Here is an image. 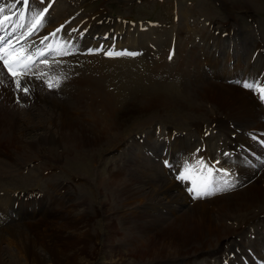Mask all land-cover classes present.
<instances>
[{"label": "rangeland", "instance_id": "obj_1", "mask_svg": "<svg viewBox=\"0 0 264 264\" xmlns=\"http://www.w3.org/2000/svg\"><path fill=\"white\" fill-rule=\"evenodd\" d=\"M54 1L49 10L52 11L50 20L56 18L58 21L53 22L57 24L49 25L50 21L46 17L48 24H45L44 19L40 30H45L41 34H50L51 30L53 33L58 27L68 28L67 33L62 31L63 36L59 39L63 42L68 40L66 43H69L74 33L87 26L93 15L101 12L107 21L102 28L108 23L115 25L107 20L110 18L114 22L123 21L125 26L132 27L131 30L139 28L142 33H146L137 37L143 46L140 50L134 47L133 41L132 49H135L127 48L145 52V60L138 52L128 61H110L100 55H96V58L102 61L87 55L85 58L75 56L60 61L48 60V56H45L43 60L53 64L56 62L54 65L50 62L51 66H48L54 69L42 73L38 67L37 71L34 69L32 72V80H26L24 78L28 75L24 76L21 84L29 89L27 94L17 90L12 82L14 86L8 91L9 101L7 104L0 101L3 106L1 111L6 115L4 120H0V264H45L46 258L50 261L48 264H122L125 261L166 264L173 258L178 259L176 264H187L185 255L193 252L197 239L187 244L172 236V231L176 234L172 224L178 222V216L182 215L177 212L179 204L173 200L177 192L170 194V188L181 170L177 172V168H171L174 155L169 138L185 134L182 133L185 127L195 133L197 120L182 97L186 94L185 78L175 77L177 80H173L175 78L170 77L167 71L170 72L175 65L162 55L166 50L168 54L170 41L180 52L181 43L189 42L187 47L194 42L198 44L201 34L208 27L213 31L222 23H226L232 33L240 34L233 39H248L250 47L263 44L264 0H236L233 3L228 0H56L60 8L66 6L62 10L53 8L56 6ZM232 4L249 11V18L242 11H230ZM55 11L63 13L55 16ZM116 27L119 28L118 25ZM192 27L197 30L190 32ZM54 34L60 36L59 31H54ZM134 35L131 33V36ZM129 41L127 39L125 45L128 46ZM220 41L225 45L230 39L213 36L212 43ZM56 43L58 45L60 41ZM149 45L151 51L147 48ZM226 48L229 49L228 44ZM53 53L57 58V52ZM61 61L64 62L61 64ZM65 65L88 68L86 76L92 86L77 76L80 69L79 72L76 70V74L73 68L69 69ZM145 66H149L150 73ZM95 72H100L102 78L92 76ZM36 74L43 75L37 79ZM160 76L171 80L163 78V82ZM51 77H58L60 82L50 89L45 80ZM0 80L3 81L0 87H3L6 79L2 77ZM103 100L111 102L108 111ZM91 112L97 118L86 116ZM64 114H68L69 118ZM116 117L119 119L115 120ZM64 119L77 121L74 122L76 127L80 126L79 131L82 127L88 130V137L94 132H100L104 137H100V142L89 137L93 145H88L85 140L80 143L75 140L77 144L68 141V131L61 135ZM101 121L108 125L101 124ZM172 125L175 130H180L175 133L169 131ZM5 127L10 132L5 131ZM77 145L84 146V149L75 148ZM132 155L135 156L130 157ZM161 160L169 167L163 168L165 165L161 164ZM154 166L158 167L160 173L155 172ZM143 168L150 172L149 176L141 175ZM143 177L147 185L142 181ZM122 181L127 184L124 188L138 191L142 196L121 202ZM110 183L115 186H110ZM136 187L143 190L139 191ZM168 189L169 195H172L170 198ZM166 197L168 200H165ZM81 202L85 203L81 204L84 208H78V212L70 211L71 207ZM204 202L195 203L203 205ZM193 206L188 205L184 210H193ZM221 208L222 215L227 214V207ZM81 210L85 213L82 214ZM105 211L109 214L104 215ZM211 215L216 217L214 211L207 213L208 217ZM78 216H83L82 219L89 223L82 230L84 235L72 229L76 218H80ZM195 217L198 219L202 214ZM133 221L139 222L142 234L134 232L131 227ZM227 227L231 229V225ZM212 240L213 237L209 243H213ZM204 261L205 257L199 256L189 263L204 264Z\"/></svg>", "mask_w": 264, "mask_h": 264}, {"label": "bare ground", "instance_id": "obj_2", "mask_svg": "<svg viewBox=\"0 0 264 264\" xmlns=\"http://www.w3.org/2000/svg\"><path fill=\"white\" fill-rule=\"evenodd\" d=\"M53 1L29 0L28 9L24 10L23 5L17 2V0H0V5L6 6L5 15H8L10 13L17 14L11 21L7 22L5 26L0 27V37L3 38L2 40H0V46H4L7 42H11L17 48H25L27 50V54L34 57V67H32V72L38 67L42 70V73L47 72L49 69H54V67L48 68V66H51V61H48L47 65L42 63V61H44L43 59H45V56H48V60L57 59L59 61L65 59L69 60L75 58V56H79L81 58L93 56L95 59L102 61V59L96 58V55H100L102 56V58L110 61L123 59L128 61L130 60V57L134 55L108 56L105 53L111 51L114 53H135L136 55L138 51H131L130 49H127H132V41L133 43L135 42V48H138L140 50L143 47L142 43L138 40L137 37L141 36L140 34L146 33H142L139 28L131 30L132 27L125 26L124 23H122L123 21L121 22V20H115L114 22L110 18L107 20L111 23H114L115 25L108 23L105 28H102L103 25L107 23V21L104 14H102L101 12L98 15H93V18L90 20V22L87 21L89 22L87 26L82 27L78 33H74L72 38L69 37V43H66L68 40L66 42H63L64 40L59 39L61 36H63L62 31H64L65 33L68 32V28L58 27L59 24L57 26L58 29L61 28L59 30V37L52 35L54 31L58 32L55 28L53 33L51 30L50 34L46 31V33L41 34L43 32L42 30H45H40L41 23L44 21V19L45 24H48L49 21V25L55 26L57 24L55 23L56 21H58L55 20L56 18L54 19L55 22H53L54 20L52 19V21L50 20L52 11L49 10L52 6ZM57 1H54L56 6L54 5L53 8H56L55 10H57V7L58 9L60 8L58 5L59 2ZM228 1H232L233 3V1L236 0ZM12 4H15L14 8L9 7ZM64 7L66 8V6L64 5L63 7L61 6L60 9L62 10L64 9ZM44 8H48L46 16L44 15L41 23L34 30L33 34L27 36L26 39H20L21 35L26 32L27 27L32 21L34 15L42 11ZM22 10L24 11L25 19L23 21H20L18 13ZM229 10L233 13L242 11L244 12L245 16L249 18L250 12L244 10V8L236 7L232 4L230 5ZM60 12L58 11L54 13L55 16H61L63 12ZM46 17H48V22H46ZM68 17L69 15L67 16V18ZM18 23H23L24 27H15V25ZM99 23L102 25H100ZM117 25L119 27L118 29L116 27ZM227 27L228 25L226 23H222L218 29H214L213 31L212 28L208 27L209 29L206 30L205 33L201 34V39L199 40L200 43L194 44L196 43L194 42L192 43V45H190V47H187L189 42L185 41L184 44L181 43L179 45V47H181L180 52L179 48L176 49V47H174L173 43H170V41L168 43V47L166 46L167 49L170 47L168 54L166 50L165 54L162 55L163 57L166 56L169 62L172 60L171 63L173 62L172 64L175 65L172 68L171 66L173 65L170 64L171 70L170 72L167 71L169 73V76H173L174 78H185L186 86L184 88V92L186 94L182 97L189 105L188 110L194 113L196 117L195 120H197L195 121L197 122V124L195 123L197 126V129L195 127V133L193 132L194 130L190 132L187 129L188 127H185L186 129H182L183 132L181 131L185 134H179V137L169 138L171 139V143H169L171 144L170 149L172 154L174 155V159L172 161L173 165L171 168L173 170H176L177 168L178 172L179 170L182 171L186 164L196 165L198 160H203L205 164L214 166V168L217 170L213 174L214 187H226L224 185L225 180H227L228 184L232 186L230 188H227V190L217 192L213 195L204 196V198H193V194H190L188 191V189L192 187L191 180H178L177 178L174 179L175 184L171 186L172 188L170 189L172 191L170 194H175V192H177L173 200H175V202L179 204L177 212L180 213L182 217L177 214L179 215V221L172 224L173 228L176 229V234L174 231H172V236H174L176 240L179 239L183 243L186 242L187 244H190V242H193L197 239V246L192 249L193 252L185 255L186 260H188L187 264H190L189 262L191 260H193L194 258L196 259L199 256L205 257L204 264H264V100L260 99L257 92L242 87V83L244 81L255 82L264 85V43L256 44L257 47H250L251 44H248V39H242L241 41H239L237 38L233 39L232 37H239L240 34H235L234 32L232 33L231 30H228ZM194 30H197V28L194 29L192 27V30H190V32ZM190 32L188 33L191 34ZM131 33L132 35H134L135 33L134 37L131 36ZM213 36H226L228 39H230L229 43H225V45H229V49H224L225 45L222 41L212 43ZM46 37L47 39H45ZM127 39L130 40L128 43L129 47L127 46V44L125 45V41H127ZM41 41H43V43H41ZM57 41H60L58 45H56ZM154 45L158 46V44ZM197 45H199V47ZM147 48L150 51L152 50V48H150V45ZM60 50L67 52L66 55L68 56L59 55L58 51ZM39 51H43L45 55L38 56L37 53ZM225 51H227L226 54L224 53ZM53 52H57V58H55L56 54L54 55ZM155 52L157 53L158 51L156 50ZM138 53L142 54V58L144 61L145 52ZM223 53L225 55H222ZM222 56L224 58L219 59V57L221 58ZM149 59H151V57H149ZM149 59H146V61ZM243 61H245L246 63H243ZM63 62L61 61V64ZM65 66L67 68L69 67V69L73 68V72H79L81 70L79 74L78 72L76 73L78 74L77 76L81 77L83 79V82L87 83L88 85L91 84L89 78L86 76L89 71L88 68L84 69L82 68V66L74 67L75 65ZM145 67L150 73L149 66ZM57 68L60 69L59 67ZM57 68L55 69L58 70ZM167 68H169V65H167ZM32 72L28 75V77H25L24 79L32 80V77L34 75V72ZM3 74H5L6 77ZM100 74V72H95L92 76H95L96 79H100L102 78ZM165 74L167 73L165 72ZM2 77L6 79V81H4L5 85L3 87H0V101L7 104V102L9 101L8 91L10 90V88L12 89L11 86H14L15 84L13 85L12 77L7 73L2 62H0V78ZM161 78L163 81L164 76H162ZM176 78L173 80H177ZM94 92L97 91L94 90ZM157 97H159V95ZM104 101L105 100H103V102ZM191 102H193L194 104L192 105ZM107 103L105 106L106 110L108 111L111 108V102L108 104ZM2 108L3 106L0 105V120H4V117L6 116L4 115V112L1 111ZM64 115L69 118L68 114ZM86 116L90 117L91 119L92 117H95L97 115H95L94 112H91ZM99 116L100 118H102L101 114ZM118 119L119 118L116 117L115 120ZM67 120H63V130L61 131V135H64L65 131H68L69 134L67 136L69 137V139H66L68 141L76 140L79 142L81 140H85L86 142L88 141V145H91L92 143H90L89 137L90 139L96 141L98 139L99 142L101 140L100 137L102 135L104 137V134L100 132L96 134H94V132L91 136L88 137L89 131L84 129L83 127L81 128L82 130L79 131L80 126L76 127V124L74 123L77 121L73 122ZM103 123L104 125L107 124L105 123V121H101V124ZM190 124L193 123L190 122ZM172 126L173 127L169 131H174L173 133H175L179 128L175 130V126ZM4 130L10 132L8 131V127H5ZM79 136L81 138H78ZM212 138L213 140L211 141ZM83 147H78L77 145L75 148L83 150ZM133 156L135 155H132L130 157ZM217 161L219 163H217ZM161 162V164L163 165L165 161L163 162V160H161ZM174 162H177L178 165ZM164 165L165 166L163 168L165 169L169 167V164ZM150 170L154 174V171L152 169ZM154 170L155 172L160 173L158 167L154 166ZM225 171L228 173L227 176L223 174V172ZM141 173V175L144 176L150 175V172L146 168H143ZM196 174L198 175L199 173ZM173 178L174 177L172 176L171 179L173 180ZM144 179L145 177L142 178V181H144ZM144 183L146 184L145 181ZM109 185L115 186V184L112 183H110ZM125 185L127 184H124V181H122L121 202H123V200H133L134 198L136 199L142 196L138 191L124 188ZM136 189H138L139 191L143 190H141L140 187H136ZM170 189H168V195ZM171 196L172 195H169L168 198H170ZM168 198L165 200H168ZM160 200L161 199H159V201ZM247 200L249 201L247 202ZM197 201L207 202H204L203 205H201L200 203H195ZM81 204L83 205L85 203L81 202L75 207H71L70 211L74 212L77 211L78 208H84L81 206ZM188 205H194L192 207L193 210H184V208ZM222 206L227 207V214L225 215H222ZM213 211L216 217H212V215L211 217H208L207 213H213ZM80 212L82 214L85 213L84 210H81ZM199 213L202 214V217L196 219L195 215ZM103 214L105 215L109 213L105 211L103 212ZM78 217L80 218H76V221H74L73 223L72 229H74L75 232L79 231L82 235H84V232L82 230L83 228H85V224L89 223H86L85 220L82 219L84 218L83 216ZM193 220L196 221L194 223H191L190 221ZM227 225H231V229L227 227ZM131 227L137 235L143 233L141 232L142 228L139 226V222L133 221V226ZM146 227L147 229H149L148 225ZM211 237L214 238V240H212L213 243H209ZM49 248L51 249V247ZM45 260H47L45 264H48L50 262L48 258H46ZM177 262L178 259L173 258V260L166 264H176ZM122 264L137 263H133V261H125V263Z\"/></svg>", "mask_w": 264, "mask_h": 264}, {"label": "snow or ice", "instance_id": "obj_3", "mask_svg": "<svg viewBox=\"0 0 264 264\" xmlns=\"http://www.w3.org/2000/svg\"><path fill=\"white\" fill-rule=\"evenodd\" d=\"M17 2L23 5V9L27 10L29 6V0H17ZM11 8L15 7V4L9 6ZM6 6L0 5V27L6 25L7 22L11 21L16 13H10L5 15ZM48 9L44 8L42 11L36 13L30 22L29 26L25 33H23L20 39H26L27 36L33 34L34 30L41 23L44 15L47 13ZM19 20L23 21L25 19L24 11L18 13ZM15 27H24L23 23H18ZM59 31V29H57ZM53 35H55L53 33ZM3 38L0 37V40ZM47 39V37L45 38ZM43 43V41H41ZM59 55H66L67 52L58 51ZM108 56H119V55H135V53H120V52H107L105 53ZM38 56H44L43 51L37 53ZM171 58V57H170ZM0 62H2L7 73L12 77V82L15 84L17 90H22L25 94L28 93L29 89L27 87H22L21 80L24 76L29 75L32 72V66L34 64V57L27 54L25 48H17L11 42H7L4 46H0ZM45 65L48 64L47 60L42 61ZM40 75L36 74V78L39 79ZM58 77H51L45 80L47 86L51 89L59 85ZM3 83V81H0ZM242 87L245 89L253 90L259 94L261 100H264V85L255 82L244 81ZM217 163H219L217 161ZM217 171L214 166H209L205 164L203 160H198L196 165L186 164L180 174L177 176L178 180H191L192 187L188 189L190 194H193V198H201L208 195H213L217 192L227 190V188L232 187L228 184V181H224L226 187H214L213 186V174ZM222 171V170H221ZM196 173H199L198 175ZM225 176L228 173L223 172Z\"/></svg>", "mask_w": 264, "mask_h": 264}]
</instances>
